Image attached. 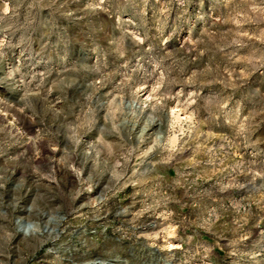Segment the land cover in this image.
Wrapping results in <instances>:
<instances>
[{
	"label": "rangeland",
	"instance_id": "374dc122",
	"mask_svg": "<svg viewBox=\"0 0 264 264\" xmlns=\"http://www.w3.org/2000/svg\"><path fill=\"white\" fill-rule=\"evenodd\" d=\"M0 264H264V0H0Z\"/></svg>",
	"mask_w": 264,
	"mask_h": 264
}]
</instances>
